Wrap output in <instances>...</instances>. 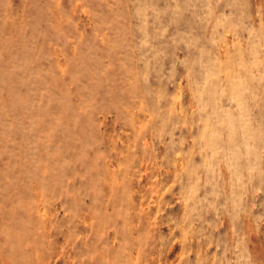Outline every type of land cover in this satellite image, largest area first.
<instances>
[{
    "label": "rangeland",
    "instance_id": "rangeland-1",
    "mask_svg": "<svg viewBox=\"0 0 264 264\" xmlns=\"http://www.w3.org/2000/svg\"><path fill=\"white\" fill-rule=\"evenodd\" d=\"M0 264H264V0H0Z\"/></svg>",
    "mask_w": 264,
    "mask_h": 264
}]
</instances>
